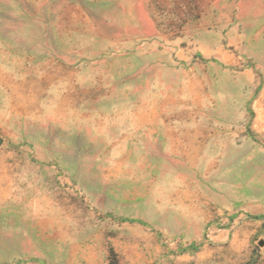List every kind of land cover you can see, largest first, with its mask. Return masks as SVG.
Instances as JSON below:
<instances>
[{"label":"rangeland","instance_id":"1","mask_svg":"<svg viewBox=\"0 0 264 264\" xmlns=\"http://www.w3.org/2000/svg\"><path fill=\"white\" fill-rule=\"evenodd\" d=\"M0 264H264V0H0Z\"/></svg>","mask_w":264,"mask_h":264}]
</instances>
